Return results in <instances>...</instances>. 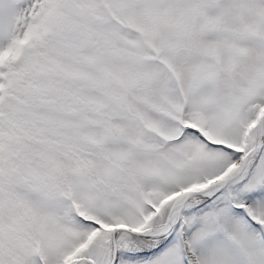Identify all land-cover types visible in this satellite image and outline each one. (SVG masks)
Instances as JSON below:
<instances>
[{"label":"snow or ice","instance_id":"1","mask_svg":"<svg viewBox=\"0 0 264 264\" xmlns=\"http://www.w3.org/2000/svg\"><path fill=\"white\" fill-rule=\"evenodd\" d=\"M0 264H264V0H0Z\"/></svg>","mask_w":264,"mask_h":264}]
</instances>
